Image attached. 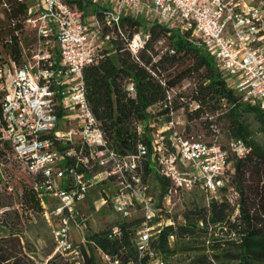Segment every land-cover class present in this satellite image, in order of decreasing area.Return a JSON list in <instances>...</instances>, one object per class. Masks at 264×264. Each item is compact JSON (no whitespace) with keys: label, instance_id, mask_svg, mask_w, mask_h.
Here are the masks:
<instances>
[{"label":"built area","instance_id":"2783aa9c","mask_svg":"<svg viewBox=\"0 0 264 264\" xmlns=\"http://www.w3.org/2000/svg\"><path fill=\"white\" fill-rule=\"evenodd\" d=\"M108 1L116 3V9L105 6L104 22L94 16V24L88 27L83 12L65 0H40L38 12L31 15L29 10L25 23L35 29L39 42L54 41V51L41 49L20 65L11 61L13 69L8 72L9 64L0 66V141L9 146L7 159L21 164L29 174L43 203L42 215L53 228L55 249L43 264L55 256L66 264H86L81 246L89 242L90 219L82 203L96 186L102 204L119 215L120 223L140 220L136 245L139 260L148 258L147 264H164L152 241L166 226L175 225L171 213L182 193L198 190L207 205L212 199L225 198L239 213L240 193L231 183L233 163L250 148L242 139L231 138L228 146L218 142L216 117L223 111L203 115L214 132L210 141L204 139L205 134L179 127L180 122L172 117L174 111L167 119L151 120V156L159 175L169 181L163 196L153 191L150 178L145 179L143 161L149 154L145 144L140 142L137 152L130 154L111 147L87 99L83 77L85 66L102 57L101 40L109 37L104 33L106 25L117 27L126 39L120 20L127 14L148 26L157 22L189 32L214 57L239 97L230 107L242 102L264 112V0ZM145 11L147 17L142 18ZM149 38L150 33L141 27L131 40L126 39L136 61ZM126 89L134 94V82L129 81ZM187 107L193 112L201 104L190 100ZM134 125L139 136L146 134L141 121ZM0 174L12 193L13 186L4 183L7 173L2 163ZM73 227L82 235L80 242L72 239ZM108 236L122 238L121 225H112ZM175 238L170 236L171 241ZM97 253L102 264H120L100 248Z\"/></svg>","mask_w":264,"mask_h":264},{"label":"trees","instance_id":"16d2710c","mask_svg":"<svg viewBox=\"0 0 264 264\" xmlns=\"http://www.w3.org/2000/svg\"><path fill=\"white\" fill-rule=\"evenodd\" d=\"M31 1L0 0V66L8 64L9 60L17 65L24 61L23 42L27 38L22 36L26 30L25 21L29 17ZM65 1L83 13L94 4L93 0ZM105 9L102 6L94 11V15L102 23ZM141 27L150 33V38L142 48L140 61L131 58V53L123 46L119 29L112 27L117 36V39L112 40L116 46L115 51H102V57L85 66L83 70L87 99L106 132L111 147L121 154H130L137 152L140 142L145 144L149 149V154L143 161L145 179L155 181L159 195H164L169 181L160 176L155 168L151 156L149 124L157 116L169 118L170 109H173L172 105L169 108L166 104L167 91L177 82L168 80L163 86L156 81L154 74L164 65L190 59L191 65L184 71L188 70L189 73L200 76L191 100L200 102L201 107L193 112L187 106L184 107L188 121L198 119L205 113L216 114L218 110L222 111L227 107L225 112L216 117V121L222 116L227 117L229 136L244 140L250 148L244 158L235 159L233 163L231 183L240 193L239 213L235 212V208L225 198L212 199L205 206L195 204L184 212L183 222L166 226L152 241V246L165 260L167 254L176 252L171 247V235H175L178 240L189 237L198 242L190 247L196 255L188 264H264V143L255 139L245 118L247 114L254 115L260 130L264 132V112L258 106L242 102L230 107L239 97L222 76L214 57L189 32L181 33L157 22L147 26L144 20L129 15L121 17L120 29L126 39L131 40ZM110 31V27H104L105 34ZM162 38L168 40L169 48L159 54L155 50V43ZM4 53L8 55L7 60ZM158 55L159 58L155 60ZM129 81L134 82V94L126 89ZM160 102H165L166 108L153 110L152 106ZM134 121L142 122L146 127V134H137ZM206 122L209 128L211 121L207 119ZM56 147L63 149L60 144ZM7 152L9 146L0 141V163L3 164L5 172H8L7 165L10 163L21 169V164L7 159ZM3 192H7V189L0 174V194ZM20 199L24 211L21 213L15 208L5 210L4 216L20 220L29 212L43 214L42 200L32 183L23 186ZM139 222V219H131L119 223L123 228L120 239L110 238L109 229L90 230L89 242L81 246L85 263L102 264L97 253L100 248L113 258H118L120 264H147L148 258L139 260L136 245L135 232ZM217 229L221 232L219 236H216ZM0 230L7 233L0 237V264H35L24 251L23 230L18 229L16 224L9 226L1 218ZM56 258L60 257H53L50 264H58L55 262Z\"/></svg>","mask_w":264,"mask_h":264},{"label":"rangeland","instance_id":"374dc122","mask_svg":"<svg viewBox=\"0 0 264 264\" xmlns=\"http://www.w3.org/2000/svg\"><path fill=\"white\" fill-rule=\"evenodd\" d=\"M40 0H32L30 4L29 10L32 12L31 15H34L38 12L39 7L38 3ZM94 2V1H93ZM104 6H112L116 9L117 5L113 1L99 0L94 2L92 6H89L88 9L83 13L82 20L88 26L92 27V24L95 22L94 11L97 8H101ZM125 14V13H124ZM29 15V13H28ZM127 15V14H125ZM140 17V16H139ZM147 17V12H142V18ZM107 26V25H106ZM148 26V24H147ZM109 27V26H108ZM110 32L108 38H104L101 40L103 44L101 47L102 51L111 50V52L115 51V45L112 43V40L117 39L116 34L113 31V28L110 27ZM122 36V35H121ZM23 38H27L26 41L23 42L24 46V60L31 59L33 55H35L39 50L43 49L45 51L47 48L49 50L54 51L56 46L55 42L52 41L49 44H46L44 41L39 42V36L35 29L27 25ZM123 39V46L127 49L129 47L127 40ZM169 48L168 40L166 38H162L160 41L155 43V50L162 54L167 51ZM129 50V49H128ZM141 50H138L137 55L139 56ZM131 53V58L136 60L134 54ZM5 60L8 59V55L4 53ZM159 58V55L155 57V60ZM8 66L6 65V70L8 72L9 69H13L10 60L8 61ZM191 65V60L187 59L186 61H180L170 65L162 66L157 74H154V77L159 84H163L165 81L171 80L175 81L177 84L167 91V100L166 104L168 107L172 105V109L170 111H174V115L172 117L179 121V127L187 126L191 132L205 134V140H212L213 131L208 128L205 117L201 116L198 119H194L188 121L186 117V112H183L184 107L187 106V102L192 99V94L197 88V84L199 82L200 76L197 73H189V71H184ZM190 74V75H188ZM171 101V103L169 102ZM165 109V102H160L152 106L153 110ZM227 107L222 109L225 112ZM246 121L250 124L251 130L253 131V136L256 140L261 143H264V132L260 130V125L258 121L255 119L254 115H245ZM228 119L225 116H222L217 121V126L219 132L218 142L223 146H228L231 141V137L228 133ZM7 180L4 183L13 186V192H3L0 194V217L1 220L5 221L9 226H13L16 224L18 229L23 230V245L25 246L24 251L31 256L34 260L35 264H43L46 260L52 255L55 249V239L53 237V228L49 219L45 218L39 212H29L21 217L20 220L16 218L6 217L3 214L5 210H13L18 209L21 213L24 211L20 196L22 194V189L25 184H30L32 179L29 174L23 169L19 168L17 165L10 163L7 165ZM152 183L153 191H157L155 181ZM8 184V185H9ZM7 185V186H8ZM97 187L91 189L92 199L91 202L88 203L89 209V219H90V230L91 231H103L109 229L112 225L118 224L121 222V218L119 215L112 209L109 208L108 205H103L100 196L97 194ZM191 193H182L179 197L176 198L175 209L171 213V217L175 224L178 222H183V214L189 208L197 204L198 206L207 205V199L199 194V191ZM96 195V196H95ZM99 209L100 212H97ZM218 233L216 236H219L220 229H217ZM3 230H0V237L6 235ZM72 235L75 241L80 242L82 240V235L80 231L76 228H72ZM201 239H199L200 242ZM196 239H192L189 237H182L180 240L176 239L172 242L171 247L176 250L174 254H167L165 256V260L163 258L164 264H188L189 261L196 255V252L190 247L196 245ZM56 263L64 264L65 261L61 258H56ZM50 264V263H49ZM134 264V263H132Z\"/></svg>","mask_w":264,"mask_h":264},{"label":"crops","instance_id":"0c3cea01","mask_svg":"<svg viewBox=\"0 0 264 264\" xmlns=\"http://www.w3.org/2000/svg\"><path fill=\"white\" fill-rule=\"evenodd\" d=\"M98 188L97 190V194L99 195V190H100V187L99 186H96ZM96 196V195H95ZM91 199H92V195H91V191L89 192L86 200L82 203V208L84 209V211L89 215V209H88V203L91 202Z\"/></svg>","mask_w":264,"mask_h":264}]
</instances>
